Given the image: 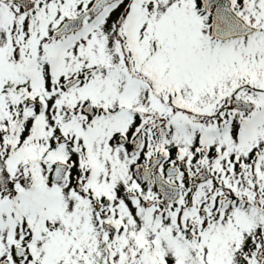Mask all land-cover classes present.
<instances>
[{"label":"snow or ice","instance_id":"obj_1","mask_svg":"<svg viewBox=\"0 0 264 264\" xmlns=\"http://www.w3.org/2000/svg\"><path fill=\"white\" fill-rule=\"evenodd\" d=\"M0 264H264V0H0Z\"/></svg>","mask_w":264,"mask_h":264}]
</instances>
